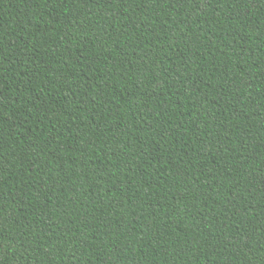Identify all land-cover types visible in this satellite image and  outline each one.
Instances as JSON below:
<instances>
[{
	"label": "trees",
	"instance_id": "16d2710c",
	"mask_svg": "<svg viewBox=\"0 0 264 264\" xmlns=\"http://www.w3.org/2000/svg\"><path fill=\"white\" fill-rule=\"evenodd\" d=\"M0 264H264V0H0Z\"/></svg>",
	"mask_w": 264,
	"mask_h": 264
}]
</instances>
